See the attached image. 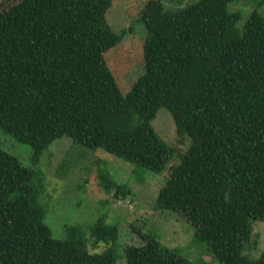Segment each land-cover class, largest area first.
I'll list each match as a JSON object with an SVG mask.
<instances>
[{"label":"trees","instance_id":"trees-1","mask_svg":"<svg viewBox=\"0 0 264 264\" xmlns=\"http://www.w3.org/2000/svg\"><path fill=\"white\" fill-rule=\"evenodd\" d=\"M15 1L0 2V128L33 148L34 164L68 136L161 173L174 150L152 122L167 108L192 144L156 207L187 218L223 264H264L244 254L264 222V16L253 11L238 31L228 10L238 0L174 10L150 0L145 71L125 95L105 59L128 33L107 21L113 0ZM99 181L118 198L131 193L106 168ZM44 187L43 173L0 147V264H117L119 230L104 218L54 237ZM90 240L109 247L91 252ZM141 240L124 249L126 264H192L152 233Z\"/></svg>","mask_w":264,"mask_h":264},{"label":"rangeland","instance_id":"rangeland-1","mask_svg":"<svg viewBox=\"0 0 264 264\" xmlns=\"http://www.w3.org/2000/svg\"><path fill=\"white\" fill-rule=\"evenodd\" d=\"M150 0H113L107 12L111 28L128 30L123 40L105 53V59L123 94L129 93L144 73V45L147 31L140 18ZM199 0H165L166 9L185 7ZM0 2L7 8L15 0ZM262 0H238L229 5L230 13H239L236 29L242 31L253 11L264 16ZM158 135L174 150V157L166 170H151L125 161L104 151L83 148L68 136L55 140L34 164L33 148L17 141L0 128V147L17 157L22 165L44 175L45 187L41 204L48 210L45 223L54 237L63 239L67 225L87 228L98 219L118 227L117 264H126L124 249L142 244L141 235L152 233L161 244L176 251L192 264H223L211 251L207 242L196 238L194 228L183 215L159 210L156 200L171 171L189 150L192 140L178 130L177 123L167 108H161L152 122ZM109 170L113 177L130 188L126 198H118L115 191L107 193L100 185V168ZM252 244L247 243L244 254L258 259L264 254V222L254 223ZM108 244L89 241L91 252H102Z\"/></svg>","mask_w":264,"mask_h":264}]
</instances>
